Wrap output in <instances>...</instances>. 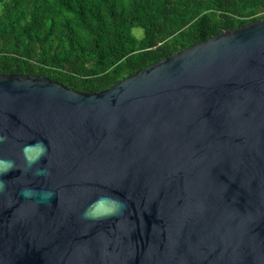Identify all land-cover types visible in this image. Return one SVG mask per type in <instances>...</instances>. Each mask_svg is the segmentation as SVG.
I'll return each mask as SVG.
<instances>
[{
  "label": "water",
  "instance_id": "obj_1",
  "mask_svg": "<svg viewBox=\"0 0 264 264\" xmlns=\"http://www.w3.org/2000/svg\"><path fill=\"white\" fill-rule=\"evenodd\" d=\"M0 264H264V19L96 93L0 74Z\"/></svg>",
  "mask_w": 264,
  "mask_h": 264
},
{
  "label": "trees",
  "instance_id": "obj_2",
  "mask_svg": "<svg viewBox=\"0 0 264 264\" xmlns=\"http://www.w3.org/2000/svg\"><path fill=\"white\" fill-rule=\"evenodd\" d=\"M261 19L264 0H0V74L96 93Z\"/></svg>",
  "mask_w": 264,
  "mask_h": 264
},
{
  "label": "clouds",
  "instance_id": "obj_3",
  "mask_svg": "<svg viewBox=\"0 0 264 264\" xmlns=\"http://www.w3.org/2000/svg\"><path fill=\"white\" fill-rule=\"evenodd\" d=\"M4 163H6V167L3 169V171L4 172H7V171H10L11 169H12V167H13V164H12V162H4ZM31 163V162H30ZM87 212L85 213V216L87 217Z\"/></svg>",
  "mask_w": 264,
  "mask_h": 264
},
{
  "label": "rangeland",
  "instance_id": "obj_4",
  "mask_svg": "<svg viewBox=\"0 0 264 264\" xmlns=\"http://www.w3.org/2000/svg\"><path fill=\"white\" fill-rule=\"evenodd\" d=\"M133 33H134V34H137V36H141V35H142V30H140V29H135V30H133Z\"/></svg>",
  "mask_w": 264,
  "mask_h": 264
}]
</instances>
